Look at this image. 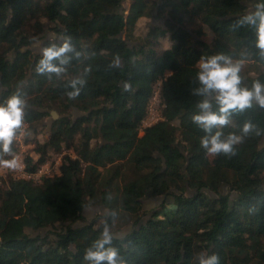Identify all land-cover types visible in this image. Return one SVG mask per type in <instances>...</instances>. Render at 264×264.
Segmentation results:
<instances>
[{
  "label": "trees",
  "instance_id": "trees-1",
  "mask_svg": "<svg viewBox=\"0 0 264 264\" xmlns=\"http://www.w3.org/2000/svg\"><path fill=\"white\" fill-rule=\"evenodd\" d=\"M122 1L0 0V101L21 90L17 136L23 132L39 156L26 154L25 170L36 173L62 146L75 155L38 182L11 177L0 185V264H87L84 250L106 222L127 264H198L206 251L219 264H264V108L235 113L224 128L238 131L248 120L261 135L210 160L192 121L199 97L191 92L201 54L240 60L246 85L264 80L254 29L236 26L255 0H132L126 14ZM185 17L212 42L185 28ZM65 36L79 55L59 77L37 73L40 49ZM77 76L86 82L69 98ZM157 84L161 119L142 128ZM148 196L162 200L146 212ZM89 206L102 212L90 221Z\"/></svg>",
  "mask_w": 264,
  "mask_h": 264
},
{
  "label": "clouds",
  "instance_id": "clouds-1",
  "mask_svg": "<svg viewBox=\"0 0 264 264\" xmlns=\"http://www.w3.org/2000/svg\"><path fill=\"white\" fill-rule=\"evenodd\" d=\"M251 26L254 29V46L264 58V0H255L246 13L239 16L236 26ZM73 55L78 56L71 36H65L61 42H51L40 49V59L36 72L55 74L59 77L66 71ZM120 57H114L119 64ZM196 87L191 89L199 97L192 121L203 130L199 138L200 147L209 155H232L236 145L249 134L261 135L262 130L251 121L245 120L238 131L225 132L235 113L243 112L253 106L264 108V80L254 79L250 85L242 83L241 61L223 52L201 54L196 61ZM87 71V69H85ZM82 76L69 81V98L77 96L85 84ZM130 85L125 83V89ZM26 100L17 89L0 101V167L17 169L23 166L19 155L13 149L14 140L24 124ZM7 157V158H5ZM114 233L109 223H105L98 238L84 250L83 259L87 264H127L120 249L113 244ZM198 264H219V256L214 252H204L198 257Z\"/></svg>",
  "mask_w": 264,
  "mask_h": 264
},
{
  "label": "rangeland",
  "instance_id": "rangeland-1",
  "mask_svg": "<svg viewBox=\"0 0 264 264\" xmlns=\"http://www.w3.org/2000/svg\"><path fill=\"white\" fill-rule=\"evenodd\" d=\"M132 0H123L122 4H121V9L124 11V14L127 13L130 4H131ZM183 24L185 26V28H187L189 31H191L196 37H200L202 40L207 41V42H212V37H209L208 35H199L198 29H199V22L196 21L194 18H189V17H185L183 20ZM29 31V30H28ZM31 39L34 41L32 43V48H38L40 46L41 43V38L40 36H33L31 37ZM163 47H165L164 45L161 46V48H159L160 50L163 49ZM158 49V50H159ZM159 50V51H160ZM159 88H160V84H157L155 86L154 89V94H155V100L153 101V109L155 110V115L159 114V109H160V98H159ZM152 101V98H151ZM35 103V102H34ZM36 104V103H35ZM53 112V111H52ZM76 114V112H75ZM56 118L55 113H52V116L47 118V121L45 122L44 127L42 128V130H40V134L38 135V139L39 141H43V139L47 136L46 131L49 130V127L51 125V122L53 121V119ZM23 128V127H22ZM142 130V129H141ZM142 134V131L139 132V136ZM32 138L33 136H29ZM28 137L21 132L17 137H16V142L18 145V152L17 154H19L21 156V158H24V156L26 154H29L33 160H37L39 158L38 154H36L35 152H33L34 149V142H29L26 143L25 139H27ZM66 155H69L70 157L74 158L75 155L74 153L67 149L65 146H62L61 151L58 153H52L51 151H48L47 156H46V162L42 165L44 166V170L42 172V174H39L37 176L34 177V182H38L41 177L43 176H51L57 173V171L55 172V169L58 170V167L62 161V158ZM214 157V155H209V159L211 160ZM11 177H14L13 175H11V173L9 172H5L2 177L0 178V185L2 186L5 182H7ZM127 177V174H126ZM125 177V178H126ZM128 179V177H127ZM123 182V181H122ZM191 193V192H189ZM162 200V199H161ZM160 201H157L156 198H152L150 196H148L147 198H145L142 201V209L143 211H150L152 210ZM102 213L100 208H94V207H87L84 211V216L85 218L90 221L92 220L95 216H97L98 214ZM128 229H124L121 231V233L119 235H124L126 233ZM47 231H42L41 234H45ZM28 234H30L31 236H35L37 235L38 232H34L32 233L31 231H27Z\"/></svg>",
  "mask_w": 264,
  "mask_h": 264
},
{
  "label": "built area",
  "instance_id": "built-area-1",
  "mask_svg": "<svg viewBox=\"0 0 264 264\" xmlns=\"http://www.w3.org/2000/svg\"><path fill=\"white\" fill-rule=\"evenodd\" d=\"M154 100H155V94H154V97H152V101L150 102V104L148 106L147 116H146L145 120L142 123V128L148 127V126L154 124L155 122H157L158 120L161 119L160 114L155 115V113H154L155 112V110L153 109V101ZM19 157L21 158L20 155H19ZM21 160L23 162V166L20 167V168H17V169H9V168H2V167H0V178L2 177V175L5 172L11 173V175H13L16 178H25V179H34L35 176H37L39 174H42V172L44 170V166L39 167V169L37 170L36 173L29 174L25 170L26 165H25V162H24L23 158H21ZM56 171H57V169H55V172Z\"/></svg>",
  "mask_w": 264,
  "mask_h": 264
},
{
  "label": "water",
  "instance_id": "water-1",
  "mask_svg": "<svg viewBox=\"0 0 264 264\" xmlns=\"http://www.w3.org/2000/svg\"><path fill=\"white\" fill-rule=\"evenodd\" d=\"M161 199H162L161 197L156 198L157 201H161Z\"/></svg>",
  "mask_w": 264,
  "mask_h": 264
},
{
  "label": "flooded vegetation",
  "instance_id": "flooded-vegetation-1",
  "mask_svg": "<svg viewBox=\"0 0 264 264\" xmlns=\"http://www.w3.org/2000/svg\"><path fill=\"white\" fill-rule=\"evenodd\" d=\"M77 116H79V114L76 113Z\"/></svg>",
  "mask_w": 264,
  "mask_h": 264
}]
</instances>
